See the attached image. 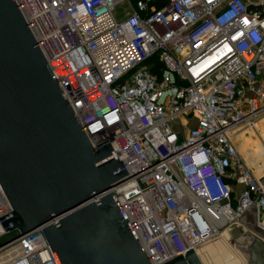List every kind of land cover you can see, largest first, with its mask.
<instances>
[{
	"label": "built area",
	"instance_id": "obj_1",
	"mask_svg": "<svg viewBox=\"0 0 264 264\" xmlns=\"http://www.w3.org/2000/svg\"><path fill=\"white\" fill-rule=\"evenodd\" d=\"M154 1L16 0L93 146L128 170L111 188L162 264L264 219L238 146L264 113V0ZM8 234L0 218V264H59L42 226Z\"/></svg>",
	"mask_w": 264,
	"mask_h": 264
},
{
	"label": "water",
	"instance_id": "obj_2",
	"mask_svg": "<svg viewBox=\"0 0 264 264\" xmlns=\"http://www.w3.org/2000/svg\"><path fill=\"white\" fill-rule=\"evenodd\" d=\"M110 140L93 146L16 0H0V184L6 231L42 226L59 264H153L112 186L128 176ZM264 184V177L260 178ZM240 245L264 264V227ZM162 264H204L192 248Z\"/></svg>",
	"mask_w": 264,
	"mask_h": 264
},
{
	"label": "crops",
	"instance_id": "obj_3",
	"mask_svg": "<svg viewBox=\"0 0 264 264\" xmlns=\"http://www.w3.org/2000/svg\"><path fill=\"white\" fill-rule=\"evenodd\" d=\"M259 117L256 118L257 120L255 119L254 127H249L240 131L238 135V146L241 153L247 160L250 167L254 170V172L257 175H262L264 173V132H261L258 129L257 121H261V125H263L264 116L260 118ZM257 138L259 139V141H256ZM252 216L254 217L253 209L246 213L243 219V223L245 225L254 223L255 220H251Z\"/></svg>",
	"mask_w": 264,
	"mask_h": 264
},
{
	"label": "bare ground",
	"instance_id": "obj_4",
	"mask_svg": "<svg viewBox=\"0 0 264 264\" xmlns=\"http://www.w3.org/2000/svg\"><path fill=\"white\" fill-rule=\"evenodd\" d=\"M262 226V224L260 223ZM264 227V226H262ZM231 231H224L223 233L219 234L217 237L218 239L222 240H229ZM211 242V241H210ZM223 242V241H221ZM240 247V246H239ZM217 248V250H216ZM216 251L214 255H217V259L215 260L212 256H209V252ZM197 253L200 256L202 262L204 264H252L254 263L253 255L246 250L244 252V256L240 254L239 250H237L234 246L230 247V245L226 243H218L215 246H210L209 244H204L197 249ZM213 255V256H214ZM209 256V257H207ZM205 258V259H203ZM216 258V257H215Z\"/></svg>",
	"mask_w": 264,
	"mask_h": 264
},
{
	"label": "rangeland",
	"instance_id": "obj_5",
	"mask_svg": "<svg viewBox=\"0 0 264 264\" xmlns=\"http://www.w3.org/2000/svg\"><path fill=\"white\" fill-rule=\"evenodd\" d=\"M260 117H262V116H264V113L262 114V115H259ZM258 116V117H259ZM257 117V118H258ZM259 117V118H260ZM257 120V119H256ZM193 123L194 122H192L190 125H193ZM257 123H258V129L261 131V132H264L263 130H264V124L263 125H261V121H257ZM253 132V131H252ZM254 134V133H253ZM256 141H259V139L257 138V140ZM258 161H259V159H258ZM256 220V218L255 217H251V220ZM264 220V219H263ZM262 220V226H264V221ZM255 222V221H254ZM248 233H245V234H241V235H237V236H235V237H232V238H229V240H222V239H218V238H215V239H212V240H210L209 242H207L206 244L208 245H210V246H215V245H217L218 243H226V244H228V245H230V247H235L237 250H239V252H240V254L241 255H243V253H242V250L240 249V245H243V242L246 240V239H248L249 238V235L251 234V232L250 231H247ZM16 233L15 232H13V233H10V234H8L7 235V237H11V236H13V235H15ZM7 237H5V238H3V240L4 239H6ZM221 241H223V242H221ZM216 250H217V248H216ZM215 250L214 251H211V252H209V256H212L215 260L217 259V255H214L215 254ZM214 255V256H213ZM209 256H207V257H209ZM244 256V255H243ZM216 257V258H215ZM203 259H205V258H203ZM241 264H245V263H241Z\"/></svg>",
	"mask_w": 264,
	"mask_h": 264
},
{
	"label": "trees",
	"instance_id": "obj_6",
	"mask_svg": "<svg viewBox=\"0 0 264 264\" xmlns=\"http://www.w3.org/2000/svg\"><path fill=\"white\" fill-rule=\"evenodd\" d=\"M167 0H155L154 3L157 5V7H162L165 3H166ZM154 71H158L157 68H155Z\"/></svg>",
	"mask_w": 264,
	"mask_h": 264
}]
</instances>
